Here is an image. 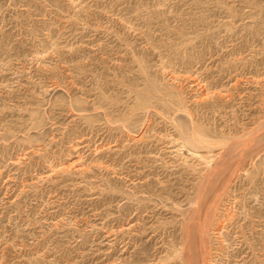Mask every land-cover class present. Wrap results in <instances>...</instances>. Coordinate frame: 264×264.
<instances>
[{
	"label": "rangeland",
	"instance_id": "obj_1",
	"mask_svg": "<svg viewBox=\"0 0 264 264\" xmlns=\"http://www.w3.org/2000/svg\"><path fill=\"white\" fill-rule=\"evenodd\" d=\"M188 219L264 264V0H0V264H185Z\"/></svg>",
	"mask_w": 264,
	"mask_h": 264
},
{
	"label": "bare ground",
	"instance_id": "obj_2",
	"mask_svg": "<svg viewBox=\"0 0 264 264\" xmlns=\"http://www.w3.org/2000/svg\"><path fill=\"white\" fill-rule=\"evenodd\" d=\"M200 138V137H199ZM200 140L201 139H199V140H196V141H198V142H200ZM198 142H197V144H198ZM202 142V141H201ZM228 161V160H227ZM227 161H225V162H227ZM214 175V174H213ZM212 175V176H213ZM217 175V174H216ZM214 177V176H213ZM212 177V178H213ZM218 177H221V175L220 176H218ZM206 178V177H205ZM211 178V177H210ZM215 178L217 179V177L215 176ZM219 179V178H218ZM222 179V178H221ZM220 179V180H221ZM210 180V179H209ZM223 180V179H222ZM213 181H214V178H213ZM212 181V182H213ZM207 182V181H206ZM224 182V181H223ZM215 183V184H214ZM216 181L215 182H213V186H215L216 187ZM226 182H224L223 183V185L226 187L227 185L225 184ZM205 184V183H204ZM209 184L211 185V183L209 182ZM202 185V184H201ZM206 187L208 186V187H210L208 184L207 185H205ZM219 187V186H218ZM218 187H216V188H218ZM220 187H223V186H221L220 185ZM201 188V187H200ZM211 188V187H210ZM213 188V187H212ZM216 188H215V190H216ZM224 188V187H223ZM222 189V188H221ZM220 189V190H221ZM226 189V188H225ZM213 191H214V188L212 189ZM218 190V189H217ZM223 190V189H222ZM200 191V190H199ZM209 192V191H208ZM211 192V191H210ZM202 193V191L199 193V194H201ZM214 193H216V192H214ZM218 193H221V191H219L218 190ZM205 194H206V192H205ZM203 196H205L204 195V193L202 194ZM215 195H217V193L216 194H213L212 195V197H214ZM221 195V194H220ZM202 196V198H203V200H204V197ZM219 195H217L216 197H218ZM201 197V196H200ZM206 197V196H205ZM210 199V198H209ZM211 199H214V201H217V200H215L216 198H211ZM202 200V199H201ZM205 201V200H204ZM203 201V202H204ZM209 201V200H208ZM213 201V202H214ZM211 203H212V201H210ZM210 202H208L209 204H211ZM202 203V202H201ZM206 204V203H205ZM208 204V205H209ZM203 205V204H202ZM202 205H200L198 208H201L202 207ZM211 207L213 206V204L212 205H210ZM210 206L208 207V208H210ZM206 207V208H207ZM205 208V209H206ZM195 210H197V209H195ZM201 210V209H200ZM203 210V213H204V209H202ZM209 210V209H208ZM195 212H197V211H195ZM200 212V211H199ZM197 214V213H196ZM196 214H195V216H193L192 215V219L191 220H197V219H194L193 217H198V216H196ZM202 213L200 212L199 213V215H201ZM202 216V215H201ZM200 216V217H201ZM189 220V219H188ZM200 220H201V218H200ZM199 220V221H200ZM201 221H203V219L201 220ZM206 221V220H205ZM205 221H203V224H204V222ZM195 222V221H194ZM191 224V221L189 220V222L187 223L186 222V224H188L187 226V230H186V238H185V245H184V248L187 250V257H186V259H185V264L187 263V264H208V256H207V241L208 240H206V236H205V234H207V231L205 232V225H203L202 224V222H200V223H198V224H200L199 226H200V228H199V230H198V228L195 226L196 224H194V229L192 228V226L190 225ZM198 224H197V226H198ZM197 228V229H196ZM197 230L198 231V233L197 232H195L194 230ZM212 257V256H211ZM168 258L166 257V260H167ZM212 259V258H211ZM212 261V260H211ZM210 263V262H209ZM213 264V263H212Z\"/></svg>",
	"mask_w": 264,
	"mask_h": 264
}]
</instances>
